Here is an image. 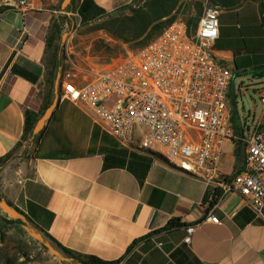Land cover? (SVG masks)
I'll use <instances>...</instances> for the list:
<instances>
[{
  "label": "crops",
  "instance_id": "obj_1",
  "mask_svg": "<svg viewBox=\"0 0 264 264\" xmlns=\"http://www.w3.org/2000/svg\"><path fill=\"white\" fill-rule=\"evenodd\" d=\"M63 1L29 0L26 13L14 0L0 2L11 7L0 14V158L22 142L26 112L42 117L46 105L54 106L30 149L22 154L20 147L1 171L0 177L9 178L2 186L6 201L43 237L105 262L264 264V214L251 211L245 198L224 193L213 182L173 168L160 154L140 149L138 136L133 145H121L104 132L90 110L60 101L61 91L53 83L58 66L68 69L70 77L64 80L77 87L110 67L95 48L100 42L109 44L103 32L97 31L103 39L97 42L91 39L95 32H85L88 25L68 31L70 20L77 26L80 22L77 10L83 0H71L67 6L72 12L64 9ZM135 3L88 0L85 20L98 22L101 12L112 14ZM218 19L213 52L233 73L228 93L233 129L247 117L264 123L263 106L259 118L254 113L240 118L235 96L264 88V78L251 75L264 67L258 5L250 2L221 10ZM55 24L62 29L61 43L52 38ZM60 44L62 53L53 63L54 46ZM67 57L75 67L65 65ZM234 114L239 117L237 124ZM223 150L221 172L230 179L236 167L234 144L225 142ZM23 156L19 168L11 169ZM217 189L221 196L210 207ZM209 213L218 218L217 224L207 221ZM171 220L180 226L163 231ZM188 226L194 231L190 244H185ZM134 241L138 242L128 251Z\"/></svg>",
  "mask_w": 264,
  "mask_h": 264
},
{
  "label": "built area",
  "instance_id": "obj_2",
  "mask_svg": "<svg viewBox=\"0 0 264 264\" xmlns=\"http://www.w3.org/2000/svg\"><path fill=\"white\" fill-rule=\"evenodd\" d=\"M26 13L29 0H14ZM220 8L205 6L195 27L175 20L135 52L110 59L109 69L83 87L61 79L62 99L90 110L104 132L128 147L133 132L185 172L213 182L224 193L246 199L256 215L264 214V123L245 118L236 135L228 112L233 73L214 55ZM65 65L75 67L70 57ZM65 70V79L70 74ZM74 76V74H73ZM264 107V88L256 93ZM241 142V165L229 179L221 172L225 142ZM207 221L219 222L212 214ZM194 227H186L190 244Z\"/></svg>",
  "mask_w": 264,
  "mask_h": 264
},
{
  "label": "trees",
  "instance_id": "obj_3",
  "mask_svg": "<svg viewBox=\"0 0 264 264\" xmlns=\"http://www.w3.org/2000/svg\"><path fill=\"white\" fill-rule=\"evenodd\" d=\"M87 1L88 0H83L77 10V14L80 18L78 26L70 20L68 31L72 32L78 27L88 25L87 33H93L97 31L103 32L110 39V43H97L99 46L95 44L96 50L98 52L102 51L103 53V63L108 62L110 59L120 54H125L126 52H135L136 50L147 44L149 41L156 38L165 28L170 26L177 19H181L182 21H184L188 27H195L200 16L203 13L205 5L218 7L220 8V10L228 11L236 9L246 3H256L258 5L261 24L264 27V0H136L135 4L123 6L117 9L112 14H105L104 12H101L102 16L101 18H99V21L97 22L96 20L91 24L87 23L84 15V12L87 9ZM10 8L11 7L9 6H0V14ZM64 9L69 12L73 11L70 6H67ZM53 29L54 30L52 38H56L61 43L62 29L57 24L53 25ZM123 45L129 46V49H123ZM61 53V44L58 46H54V52H52L51 55L53 63L55 58L61 55ZM63 71L64 65H61L60 67L58 66L56 77L54 76V80L56 79V81H54L53 83L54 85H58L59 90L61 88ZM251 75H253L257 79H263L264 67L260 68L259 70L253 71ZM49 83L52 82L50 81ZM47 108L48 105H46L43 110H46ZM40 118L41 116L31 117V114L29 112H26L22 142L17 146L15 151L4 156L3 158H0V173L4 169V167L15 157L14 153L20 147H22L21 153L23 154L34 144L37 139V133L34 132V128L36 127ZM232 119L234 120V118ZM234 131L236 135L240 136L242 134V130L240 129V127H235ZM23 143L26 144H24L23 146ZM243 154L244 150L241 142H235L234 156L236 159V170H238L241 165ZM164 161L171 165L173 168L177 169L165 159ZM220 196L221 191L217 189L209 206H214ZM8 205L14 210L15 213H17V217L13 218V221L22 228V230H20H25L29 234L30 231L36 232L40 237V240H38V242L42 244V246L47 250H50L52 248L47 241L53 243V245H55L59 249V254L62 257L61 261L63 262V264H119L120 259L112 262H105L94 256L77 254L60 247L51 238H48L46 236L43 237L42 235H40V233L32 227L30 221L18 209H16L11 204ZM179 226V221L171 220L163 228V231L171 230ZM141 240L142 239L138 241ZM138 241L132 242L128 248V251L132 247H134Z\"/></svg>",
  "mask_w": 264,
  "mask_h": 264
},
{
  "label": "rangeland",
  "instance_id": "obj_4",
  "mask_svg": "<svg viewBox=\"0 0 264 264\" xmlns=\"http://www.w3.org/2000/svg\"><path fill=\"white\" fill-rule=\"evenodd\" d=\"M84 30L87 32L88 29L86 28ZM98 37H101V34L98 32L91 35V39L94 41L98 42V40H103ZM122 48L128 50L129 46L123 45ZM101 59V61L104 60L103 58ZM235 96L237 112L240 118H244L248 114L252 115L253 113L256 118H259L262 111V105L260 104L256 94L252 91H243L241 93L236 92ZM234 117L235 123L237 124V118L239 117H237V114H234ZM25 159L26 156H23L20 159L15 160L11 169H18ZM11 171L13 172V170ZM5 179L9 178L7 176L6 178L4 176L0 177V200L4 201H6V196L3 193L2 186ZM13 220L14 219L11 216L7 215L0 208V264H63L61 259L53 255L49 250L45 249L42 244L34 239L29 233L25 230L21 231L22 228ZM47 242L50 244L52 249L59 253V249L53 245V243L50 241Z\"/></svg>",
  "mask_w": 264,
  "mask_h": 264
},
{
  "label": "water",
  "instance_id": "obj_5",
  "mask_svg": "<svg viewBox=\"0 0 264 264\" xmlns=\"http://www.w3.org/2000/svg\"><path fill=\"white\" fill-rule=\"evenodd\" d=\"M71 2V0H64L63 1V6H67L69 3ZM54 109V106H51L49 108H47L43 114V116L40 118V120L38 121L34 132L37 133L44 125V123L49 119V117L51 116V113ZM0 208L3 212H5L7 215L11 216L12 218L17 217V213L14 212V210L3 200H0ZM30 235L36 239L37 241L40 240L39 235L34 232V231H30ZM53 255H55L57 258L62 259V257L60 256V254L54 250V249H50L49 250Z\"/></svg>",
  "mask_w": 264,
  "mask_h": 264
},
{
  "label": "bare ground",
  "instance_id": "obj_6",
  "mask_svg": "<svg viewBox=\"0 0 264 264\" xmlns=\"http://www.w3.org/2000/svg\"><path fill=\"white\" fill-rule=\"evenodd\" d=\"M64 78H65V70L62 72V79H64ZM60 93L61 94H60L59 98L62 99V91ZM137 136L140 138V132H133L131 134L130 145H133ZM130 145H128V146H130ZM139 148L160 154L170 164H172L173 166H175L179 170L185 172V166H184L183 162H177V161L171 160V154L170 153H168L167 151L159 150L158 148L154 147L150 142H146V141H143V139H140Z\"/></svg>",
  "mask_w": 264,
  "mask_h": 264
}]
</instances>
